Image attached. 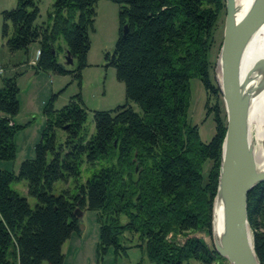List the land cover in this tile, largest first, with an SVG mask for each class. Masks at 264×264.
<instances>
[{"label": "trees", "instance_id": "1", "mask_svg": "<svg viewBox=\"0 0 264 264\" xmlns=\"http://www.w3.org/2000/svg\"><path fill=\"white\" fill-rule=\"evenodd\" d=\"M96 1L52 0L46 21L36 24V1L16 0L0 12V37L9 52L26 53L36 42L35 70L79 79ZM111 1L118 6L119 27L108 64L123 83L125 99L140 113L127 103L95 110L94 132L87 136L86 112L78 95L59 109L49 98L33 157L22 160L16 172L0 169V264H62L61 245L72 231H79L76 208L96 212L101 251L123 250L119 238L128 232L137 235V246L144 245L146 258L154 264L188 259L210 264L218 257L197 237L178 244L167 235L202 230L211 236L210 206L225 125L215 104L208 105L209 96L219 90L208 75L207 52L223 0ZM65 52L70 62L58 63V53ZM72 61L74 67L68 69ZM191 78L205 91V117L214 112V133L206 143L199 139L197 126L187 121ZM17 91L14 77L2 80L0 160L14 157ZM110 158L115 162L105 163ZM205 161L211 165L203 183ZM99 162L105 164L95 167ZM81 164L93 168L82 183ZM68 177L77 193H53L54 183ZM19 180H25L33 207L10 188ZM246 218L254 253L264 264V180L247 193Z\"/></svg>", "mask_w": 264, "mask_h": 264}, {"label": "rangeland", "instance_id": "2", "mask_svg": "<svg viewBox=\"0 0 264 264\" xmlns=\"http://www.w3.org/2000/svg\"><path fill=\"white\" fill-rule=\"evenodd\" d=\"M39 13L35 19L37 24L44 23L50 11L52 0H35ZM16 0H0V11L12 8ZM225 9H220L214 22L211 33V44L207 52L208 75L211 83L217 87L216 68L219 47L222 39ZM1 25V16H0ZM118 6L111 0H97L94 5V15L87 26L89 48L86 54V66L80 71V78L75 79L70 74L59 75L45 71H38L28 65L29 61L35 63L38 45L31 43L27 54L22 51L10 53L1 46L0 39V86L5 78L14 77L17 86L18 110L12 118L13 124L19 126L12 136L14 157L11 160H0V169L16 172L18 164L27 158L33 157L34 144L38 141L44 125L43 108L50 97H53L52 106L59 109L70 97L78 95L81 105L86 112L84 132L87 136L94 132L92 113L95 110H112L117 105L127 103L133 111L140 113L138 106L125 99L123 83L115 78L114 68L108 64L113 45L118 34ZM62 44V43H61ZM60 54V53H58ZM23 60L25 62H23ZM73 69L74 61L67 66ZM189 105L187 108V121L197 126L199 139L206 143L214 133L213 113L205 117L204 102L206 94L201 82L197 78L188 81ZM218 89V87H217ZM219 90V89H218ZM215 104L216 112L225 125V109L220 91L215 97L209 96L208 105ZM1 115V114H0ZM57 138H62L61 131H56ZM114 163L110 158L105 163ZM99 162L95 165L97 167ZM211 163L205 161L201 166L202 182L206 181L207 172ZM219 166V165H218ZM93 168L85 164L80 166L79 182H84ZM218 178V168L216 185ZM215 185V189H216ZM10 188L23 196L30 207L34 206V199L26 193L25 180L12 181ZM66 191L76 194L73 179L68 177L54 183L52 192ZM215 193V190H214ZM214 196V194H213ZM211 199V205L212 200ZM211 211V206H210ZM121 217V222H124ZM98 227L96 212L82 209L79 217V231H72L70 236L61 245L63 254L62 264H154L145 255L144 245L140 244L136 234L124 232L119 238V244L125 247L114 252L112 247L101 251L98 243ZM197 237L208 248H212V240L204 231L188 232L186 234L167 235L168 239L181 244L186 238ZM43 264H46L43 262ZM182 264H203L194 259H188ZM210 264H228L223 258L213 257Z\"/></svg>", "mask_w": 264, "mask_h": 264}, {"label": "water", "instance_id": "3", "mask_svg": "<svg viewBox=\"0 0 264 264\" xmlns=\"http://www.w3.org/2000/svg\"><path fill=\"white\" fill-rule=\"evenodd\" d=\"M224 25L219 47L217 87L225 109L224 134L221 141L218 178L213 200L222 198L221 231L212 249L228 264H259L253 249L252 232L246 218V196L255 184L264 180L258 170L248 139L249 99L240 84L239 62L243 47L252 33L264 22V0H253L235 20L233 0H224ZM125 31V25L122 32ZM65 52L63 63H69ZM257 65L264 67V60ZM213 200L210 225L213 221ZM79 218L81 210L74 209ZM211 227V226H210Z\"/></svg>", "mask_w": 264, "mask_h": 264}, {"label": "bare ground", "instance_id": "4", "mask_svg": "<svg viewBox=\"0 0 264 264\" xmlns=\"http://www.w3.org/2000/svg\"><path fill=\"white\" fill-rule=\"evenodd\" d=\"M235 20L246 11L253 0H233ZM264 60V22L252 33L245 43L239 62L240 84L249 99L247 130L252 144V154L258 170H264V67L257 65ZM219 68H216V79ZM223 212L222 198L216 195L213 200V221L211 240L216 244L221 231L220 219ZM211 222V221H210Z\"/></svg>", "mask_w": 264, "mask_h": 264}, {"label": "crops", "instance_id": "5", "mask_svg": "<svg viewBox=\"0 0 264 264\" xmlns=\"http://www.w3.org/2000/svg\"><path fill=\"white\" fill-rule=\"evenodd\" d=\"M11 8V7H10ZM2 10H5V9H2ZM1 10V11H2ZM0 11V12H1ZM38 13H39V10H38ZM36 23V22H35ZM37 24V23H36ZM0 39H1V37H0ZM1 46L3 47L4 46V44H3V40L1 39ZM36 43V42H35ZM37 44V43H36ZM38 45V44H37ZM62 45V44H61ZM63 46V45H62ZM5 47V46H4ZM27 49H28V47H27ZM8 51V50H7ZM18 51H22V50H18ZM9 52V51H8ZM15 52V51H14ZM22 52H24V51H22ZM10 53H13V52H10ZM24 54L26 55L27 54V50H26V53L24 52ZM57 61H58V63H60V64H62L63 63V53H60V54H58L57 55ZM23 62H25L24 60H23Z\"/></svg>", "mask_w": 264, "mask_h": 264}, {"label": "built area", "instance_id": "6", "mask_svg": "<svg viewBox=\"0 0 264 264\" xmlns=\"http://www.w3.org/2000/svg\"><path fill=\"white\" fill-rule=\"evenodd\" d=\"M38 56V50L36 51V57ZM30 63H28V65L33 66L34 62L33 61H29ZM2 72V70H0V73Z\"/></svg>", "mask_w": 264, "mask_h": 264}]
</instances>
